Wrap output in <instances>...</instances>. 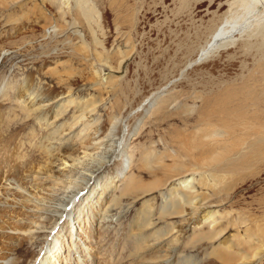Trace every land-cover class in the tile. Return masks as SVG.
<instances>
[{
	"label": "rangeland",
	"instance_id": "rangeland-1",
	"mask_svg": "<svg viewBox=\"0 0 264 264\" xmlns=\"http://www.w3.org/2000/svg\"><path fill=\"white\" fill-rule=\"evenodd\" d=\"M64 1L70 9L66 15H60L51 0H0V81L5 82L2 91L8 93L0 99V165L5 162L10 170L7 179L0 178V186L8 188V202L15 206L0 221V249L17 247L12 254L20 259L19 264H29L32 256L40 254L60 226L69 230L66 214L72 202V209L78 203L87 207L80 200L93 186L97 188V180L104 182L115 175L121 146L133 126L134 136L125 144L135 161L148 148L157 154L166 147L172 149L173 141L166 144L169 137L159 130L160 122L150 124V113L140 116L144 100L166 101L173 106V119L165 124L179 130L187 126L191 132L196 112L190 113L194 107L189 96L215 91L220 82H238L242 73L248 74L252 57L247 52L234 61L224 59L234 51L235 47H229L198 64L193 62L222 21L215 18L201 23L200 11L211 2L210 9L217 11L222 0H93L98 15L92 24L74 9L75 0ZM258 8L264 18V8ZM90 35H97L100 45L95 46ZM59 95L64 108L58 117L52 114L56 108L38 107ZM78 109L84 112L81 121L76 120ZM100 135L106 138L98 142L95 137ZM83 145L89 147L86 159H82ZM70 156H77L76 161ZM255 159L247 171L226 176L220 195L200 189V171L188 173L184 178L194 179L191 185L202 193L196 203L207 196L215 206L197 213L189 205L178 206L173 199L172 203L171 191L177 182L154 189L179 171V167L168 170L171 159L165 158L161 170L133 169L137 184L132 194L122 198L120 192L115 193L114 206L106 212L99 207L95 219L91 215L94 236L103 230L92 241L101 253L99 264H264V153ZM109 185L125 186L114 180ZM36 204L45 209L47 228L38 240L23 241L24 236L21 239L22 234L12 228H32L37 216L28 215L27 209ZM90 209L84 210L89 214ZM208 216L216 224L212 230L205 224ZM88 221L86 218L85 226L77 225L78 231ZM52 226L55 231L47 238ZM6 234L7 243L2 238ZM69 238H63L67 254ZM72 242L78 245V241ZM85 261L82 263L91 264Z\"/></svg>",
	"mask_w": 264,
	"mask_h": 264
},
{
	"label": "bare ground",
	"instance_id": "bare-ground-1",
	"mask_svg": "<svg viewBox=\"0 0 264 264\" xmlns=\"http://www.w3.org/2000/svg\"><path fill=\"white\" fill-rule=\"evenodd\" d=\"M51 1L53 4L54 3L57 4L58 9H60L61 11L59 12V14L61 13L62 15H66L68 12H70L69 11L70 9L68 10L67 8H65L66 5L64 4L65 3L64 0H51ZM204 1L211 2V0H204ZM245 1L246 0H222V2L219 4L217 11H212L210 9V6L212 4L211 2V4H209L206 8H203L200 11L201 17H199V20L201 23H205L204 21L207 22L208 19L209 21L210 20L213 21L215 18L222 19V21L219 25L214 27L213 32L210 34V40L206 43L205 46L200 48L197 58L193 62L195 64H198L200 63L199 61L201 60L205 61L206 59L213 57L222 49L223 51H225V49H228L229 47H235L234 51L228 53L227 55L225 54L226 56L223 55L225 56L224 59H230L234 61L242 56L244 57L246 53L249 52V56L251 55L252 57H251V62H249L250 66H249L248 74L245 76L242 73L238 82H234V83H231V81L230 83L220 82L219 84L216 85L215 91L213 90L206 93L205 91L207 89L206 88L203 94L202 92L201 93L198 92L192 94L191 97L189 96V98L192 99L191 103L193 104L194 107L190 111V113L192 114L193 110L194 112H196L195 126L191 132L188 131L187 126L183 127L182 130H179L172 128L174 126L165 124L167 123V121H170L171 118L173 119V116L171 115L173 106H170V104L167 105L165 101L166 99L164 100L165 104L158 103L159 100L155 101L154 99L144 100V102L141 103L140 105V107L143 109V114L140 116L143 118L147 113H150V116L148 115L150 124L151 123L157 124L160 122L159 130L161 131L162 134L166 135V137H169V139L167 138V140H165L166 144L168 143L167 141L169 140L173 141L174 146L172 147V149L169 150V147H166L163 152L164 154L163 153L157 154V151H155L154 148H148L144 152V154L140 156L139 160L135 161L133 159V155L129 154V152L127 151V147L125 144L127 143V140L131 137V135L134 136L133 133L135 131V126H133L132 129L129 130V135L126 138L127 139L126 142H124V144L121 146L122 147L120 150L121 155L119 156V159L115 164V175L111 176L107 180L105 179L104 182L100 181L98 183L97 180L96 182L97 188L95 186H93V188L91 187L92 189L91 191L88 192V194H86V198L83 197V199L80 200L84 203H87L86 204L87 207L82 208V204L78 203L77 205L74 206V209H72L73 207L71 206H73L74 202H72L71 204V201H73L76 195H74L67 202L66 207L64 208L60 218L63 217L66 208H68L71 204L70 206L71 211L66 214L67 220L65 224L66 226H68L69 230L67 231L64 226H60L59 227L60 230L58 229V231H56L55 233V238H53L50 241V244L46 248L41 246L42 250L40 254L32 256L29 264H83L82 262H84L85 260H88L85 261L86 263L91 262V264H94L96 263L95 258L98 259L97 264H99L100 263L99 257H101L100 256L101 253L99 252V250L96 251V249L93 248L94 245H92V241L93 239L96 238V236H98L96 239H99L100 238L99 234L101 235L103 233V230L99 232L97 231V235L94 236L95 235L94 232H96V229L93 225L92 220L95 219L96 216H98L99 207H102L101 211L104 212H106L109 209L110 205L114 200L115 193L120 192L122 198L132 194L131 191H134L133 189L136 188V184H137L136 177H134L132 172L133 169L137 167L140 168L144 167L151 169L158 168L159 170H161L163 169L162 165L165 158L171 159L170 161L173 162V165L171 168H168V170L170 169L178 170L179 167L180 168L179 171H176L177 174L174 176L172 175L168 176L166 181L161 186L155 187L154 189H158L160 187L163 188V186L167 187L168 185L177 182L175 189L171 191L172 192L171 201L173 199L175 202H178V206L189 205L191 206V208H194L193 210H195V212L197 213L199 210L210 209L211 207H215V206H212L213 204L210 203L212 202V199L210 200L209 198H207V196L206 198L203 199L204 202L202 201L199 204H197L199 198L202 197V193L200 194L199 191L198 190L196 191L195 187L191 185L194 179L184 178L188 173L195 172L198 174L200 171L203 174L199 182H197L198 184H200V189L202 190L206 189L210 191L213 190L214 194L215 192H218V194L220 195L219 190L224 189L223 182L226 176L233 175L237 172H240L248 168L249 165L254 160H256L255 158H257V156L263 155L264 153V18L262 17L261 14L258 13L259 12L258 6H262L264 8V1L251 0L250 3L249 2L245 3ZM220 8L221 9L224 8L225 11L223 10L220 11L219 10ZM74 9L79 11V14L82 16V19L85 20L87 23H91V20L95 19V17L98 15L97 10L93 5V0H75ZM91 24H89V26H92ZM247 25L249 26L248 28L249 31H247L248 29H246ZM92 34L94 35V32ZM96 36H93L94 38L92 40L94 41L93 43L95 44V46H98L100 44L96 43L98 40ZM252 51H255L256 54L255 55L252 54L251 53ZM237 77H239V75H237ZM4 84H5L4 81H0V99L4 97H8V93L6 92L4 93L2 91ZM61 96L59 95V97H55L52 100L51 99L46 100L44 101V103H42V105L40 103L38 107H42V109L53 108V110H55L56 108L57 110L52 114H54L55 117H58L59 115H61L62 112L61 109L64 108L63 106L64 103L63 102L61 103L60 102L61 99H59ZM182 98L183 97H181V99ZM184 99H182V101H184ZM68 101L71 102V100ZM175 102L179 103L178 100ZM67 104L69 106V103ZM175 107L177 106L175 105ZM185 108L187 109L188 107ZM78 110L80 111L78 112L80 114L76 120L81 121V119L84 118L83 116L84 112H82V110L80 109ZM183 114L187 116L185 112ZM177 116L178 115H176V117ZM152 118L154 119L152 120ZM179 119H181V117ZM115 125L116 124L114 123L113 127ZM74 126L75 124L73 123L71 129H73ZM85 127L86 126H84V131L88 129L87 127L86 128ZM2 132L0 129V140L2 138L1 137ZM103 135H100L97 138L95 137V139L97 141L103 139L104 141L106 136L103 138L102 137ZM81 147L85 150V152L83 153L84 157H82V159H86L88 157L87 151L89 150L88 149L89 147L87 145H83ZM165 153H167V156L165 155ZM73 156H70V158L72 157L74 161H76L75 159L77 156L76 157ZM5 164L6 163L3 162V166L0 165V170L3 169V174L0 176V178L3 179H7L10 173V170L7 168L9 164L8 166H5ZM183 164L185 165V168L182 167ZM14 171L13 173H15ZM206 175L209 176V178H206ZM113 180L115 183L116 182L119 184L123 183V186L124 185L125 186L123 188L121 186L120 188V186L117 185L116 187L117 189H116L113 187V185L111 186L109 185ZM189 180H191L190 183ZM7 181L8 180H6V182ZM1 183L2 181L0 182V184ZM111 188L114 189L112 190ZM229 189H232V187ZM6 190H8V188L6 189V187L0 186V221L4 220V217H6L7 214L11 213L9 208L15 207L8 202L11 201L9 194L10 192L8 193ZM226 190H228V188ZM144 193H149V192H144ZM174 201H172V203ZM41 204H43V201L41 202ZM114 205L112 204V206ZM88 206L91 208L89 210L90 211L89 214L88 211L86 213L84 210L86 208L88 209L89 208ZM27 211L29 213L28 215H32V217L37 216L36 219L33 220L32 228H21L20 225L19 226L16 225L14 227L16 229L12 228V230H15L17 234H22L21 239H23L24 236L23 241L38 240L41 234L45 231L44 229L47 228L46 223L44 222L45 220H47V218L44 217L42 214V211H45V209L42 207V205L36 204L34 207H29ZM91 215H93L92 220H90L92 218ZM85 216L86 218L89 219V221L87 222L88 226L84 228L82 225L81 232L83 234H81L80 230L78 231L77 225L80 226L83 223L85 226L86 224ZM212 217L213 216H208L206 217L205 220V224L209 226L210 230H212L216 225L215 221L211 220ZM7 225H10V223H8ZM53 230L55 231L54 227L52 226L50 228V233H48L47 235V238H49ZM74 231H75V238L73 235ZM62 234L66 236V239L70 237L69 238L70 241L68 244L69 247L68 254L65 252L66 250L63 252V249H66L67 246L65 245L63 240V238L65 239V236L63 237ZM6 237L9 236H7L6 234L4 237H2L3 239H5V243H7L6 241H8L9 239ZM73 239L74 242L78 241L77 242L78 245L70 244ZM8 248L5 247L3 249H0V251H4L0 255V264H19L20 259L12 254L13 252L17 251V247L15 248L13 247V249L10 250ZM88 249L95 251L94 253L91 252L86 253L85 250ZM73 250L75 252H73ZM75 253H78L79 255L77 256L75 255ZM250 256L251 255H249V257ZM256 256L257 255H254L253 257L255 258ZM252 260L253 259L249 261Z\"/></svg>",
	"mask_w": 264,
	"mask_h": 264
}]
</instances>
